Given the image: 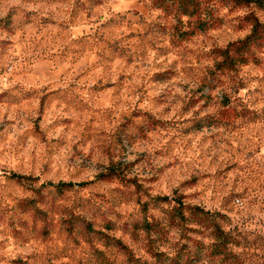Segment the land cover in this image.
Here are the masks:
<instances>
[{
	"label": "rangeland",
	"instance_id": "rangeland-1",
	"mask_svg": "<svg viewBox=\"0 0 264 264\" xmlns=\"http://www.w3.org/2000/svg\"><path fill=\"white\" fill-rule=\"evenodd\" d=\"M175 198L264 264V7L0 0V264H158Z\"/></svg>",
	"mask_w": 264,
	"mask_h": 264
},
{
	"label": "trees",
	"instance_id": "trees-1",
	"mask_svg": "<svg viewBox=\"0 0 264 264\" xmlns=\"http://www.w3.org/2000/svg\"><path fill=\"white\" fill-rule=\"evenodd\" d=\"M233 1L254 3L258 7H264V0ZM67 184L72 185V183ZM58 185H62V183ZM158 200L164 202L167 201V198L164 197ZM171 200L173 204L168 210L166 225H162L160 221L145 216L140 224L134 226L136 229L142 230L147 241V252L155 262L158 264H201V262L209 261L214 262V264H241L232 251V247L239 245L236 235L230 231H224L218 224L217 219H223L224 215L212 213L196 205H186L179 198ZM189 224L196 225L199 228V232L207 229L209 242L204 244L197 240H191L192 250L187 249V243H182L178 247L175 244H171L168 239L167 228L176 226L180 235L183 236L182 231H195V229L187 227ZM184 236L183 238H185ZM116 242L119 243L118 240ZM160 246H165L170 251H163L159 249ZM120 247L125 249L123 245H120ZM133 261L144 264L137 258L133 259Z\"/></svg>",
	"mask_w": 264,
	"mask_h": 264
}]
</instances>
